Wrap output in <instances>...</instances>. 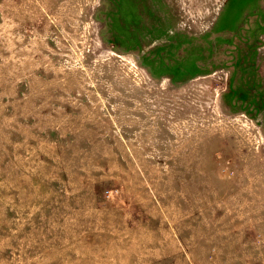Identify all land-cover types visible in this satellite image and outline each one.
Segmentation results:
<instances>
[{
    "label": "rangeland",
    "instance_id": "1",
    "mask_svg": "<svg viewBox=\"0 0 264 264\" xmlns=\"http://www.w3.org/2000/svg\"><path fill=\"white\" fill-rule=\"evenodd\" d=\"M0 264H264V0H0Z\"/></svg>",
    "mask_w": 264,
    "mask_h": 264
}]
</instances>
